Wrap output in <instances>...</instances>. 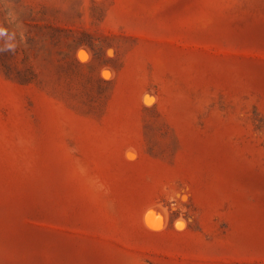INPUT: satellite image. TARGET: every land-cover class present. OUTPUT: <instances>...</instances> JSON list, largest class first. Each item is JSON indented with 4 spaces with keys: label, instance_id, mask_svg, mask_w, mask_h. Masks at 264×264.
<instances>
[{
    "label": "rangeland",
    "instance_id": "1",
    "mask_svg": "<svg viewBox=\"0 0 264 264\" xmlns=\"http://www.w3.org/2000/svg\"><path fill=\"white\" fill-rule=\"evenodd\" d=\"M0 264H264V0H0Z\"/></svg>",
    "mask_w": 264,
    "mask_h": 264
}]
</instances>
